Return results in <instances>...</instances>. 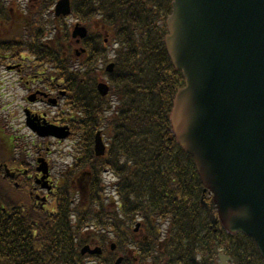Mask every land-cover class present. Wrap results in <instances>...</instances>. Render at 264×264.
<instances>
[{
  "label": "trees",
  "instance_id": "trees-1",
  "mask_svg": "<svg viewBox=\"0 0 264 264\" xmlns=\"http://www.w3.org/2000/svg\"><path fill=\"white\" fill-rule=\"evenodd\" d=\"M53 3H46L47 10ZM172 4L173 0H72L73 15L90 30L85 40L87 68L70 75L71 125L83 143V161L76 175L69 173L63 181L54 211L37 206L0 170V264H115L119 255L124 256L122 264H211L220 253L235 264H264L252 238L214 227L204 207L209 193L194 159L172 132L174 100L185 85L165 45ZM4 9L0 0V53L14 52L19 45L15 36L22 33L3 21ZM57 25L50 28L56 30ZM62 34L68 41V26ZM32 38L39 60H64L58 35L53 58L40 36ZM110 62L115 69L107 74ZM101 77L111 87L106 98L97 90ZM99 131L108 145L102 159L93 151ZM9 151L1 131L0 165L14 163ZM102 169L116 178V200L105 199ZM83 173L92 174L84 189L75 180ZM138 223L143 240L134 233ZM111 240L117 242L115 253L108 249ZM95 241L103 256L82 255L83 247Z\"/></svg>",
  "mask_w": 264,
  "mask_h": 264
},
{
  "label": "water",
  "instance_id": "water-1",
  "mask_svg": "<svg viewBox=\"0 0 264 264\" xmlns=\"http://www.w3.org/2000/svg\"><path fill=\"white\" fill-rule=\"evenodd\" d=\"M173 7L166 46L186 80L175 101L174 134L214 194V224L217 205L225 228L252 237L264 259V0H175ZM70 12L69 0L59 2L57 16ZM78 35L87 30L77 26ZM99 91L105 96L109 87L100 84ZM29 126L41 137L69 135ZM96 153L105 154L101 134Z\"/></svg>",
  "mask_w": 264,
  "mask_h": 264
},
{
  "label": "rangeland",
  "instance_id": "rangeland-1",
  "mask_svg": "<svg viewBox=\"0 0 264 264\" xmlns=\"http://www.w3.org/2000/svg\"><path fill=\"white\" fill-rule=\"evenodd\" d=\"M13 76V75H12ZM7 76L4 74V72H0V127L1 130L4 132L5 136L13 135L15 139H17V142L14 146L17 147V155L22 154L25 155L27 153H30V148L32 151H34L35 147L27 145L28 143L35 142L34 144H37L41 146L44 150L47 146H49L52 149V154L49 156V160L52 162V164L55 166V173H59L61 169L63 168V163L67 164L71 162L70 158H65L63 161H61L59 158H57L56 154L59 151H65V146L68 145V143H65L63 145H55L53 141H47L45 143L37 142L38 139H36L28 129L25 127V116H24V109L27 106V100L26 97L28 95L27 91L24 89V87L21 84H17L18 77L14 75ZM4 84V85H3ZM31 145V144H29ZM33 153L31 152V155ZM45 157V153H42ZM19 158V155H18ZM25 159V157H23ZM32 158V156L29 158V160ZM26 160V159H25ZM107 181H111L108 177ZM38 195L43 196V194L38 193Z\"/></svg>",
  "mask_w": 264,
  "mask_h": 264
},
{
  "label": "flooded vegetation",
  "instance_id": "flooded-vegetation-1",
  "mask_svg": "<svg viewBox=\"0 0 264 264\" xmlns=\"http://www.w3.org/2000/svg\"><path fill=\"white\" fill-rule=\"evenodd\" d=\"M79 44V43H78ZM75 51V50H74ZM76 55L78 56V54L76 53ZM20 58L19 61H16L15 64H13V66H17L18 67V73L20 74H24V76H22L21 78V85L24 87V89L27 91L28 95L26 97V100L29 101V97L30 95H35V96H31V98H34L35 103L32 106L31 104V111L32 113H34L35 117H41V118H46L47 121L51 124H56V125H63V121L61 120L60 116L61 114H59L57 117H51V113L48 112V108H51V100L52 99H57V107H54L55 109L58 110H62L64 106H68L69 104L65 102V100L67 99L66 96H63L62 93H66L65 91H67L70 86H59V85H53V82L51 80H49L47 83L46 81H44L40 84V79L36 74V68L39 65L38 62L35 61H31V62H26L24 54L21 53L19 56ZM64 57L67 58V55L64 53ZM8 67V66H6ZM2 69V68H1ZM27 79V80H25ZM39 106H45L46 109L41 110V112H39ZM26 111V110H25ZM40 115V116H39ZM57 142H61V141H57ZM43 156L42 154L40 155V157ZM49 161V165L51 168V177L52 179H54V166H52L50 160ZM71 168L68 167V170H70ZM18 175L17 179L19 180V184H24L26 183L25 181H31L33 180V185L37 184V181L39 179H41L43 177L42 174L38 173V165L36 164L35 166L31 167V166H27V167H17L14 169ZM18 184V183H17ZM18 184V186H19ZM85 183L84 185H82V189H84L86 187ZM38 185V184H37ZM36 187V186H35ZM37 188V187H36ZM35 188V190H36Z\"/></svg>",
  "mask_w": 264,
  "mask_h": 264
}]
</instances>
